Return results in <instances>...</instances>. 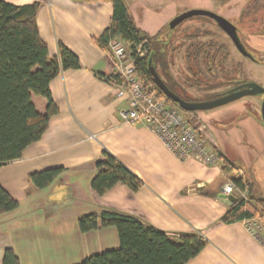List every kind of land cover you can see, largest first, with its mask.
<instances>
[{"label":"crops","instance_id":"1","mask_svg":"<svg viewBox=\"0 0 264 264\" xmlns=\"http://www.w3.org/2000/svg\"><path fill=\"white\" fill-rule=\"evenodd\" d=\"M5 1L15 5L40 1L37 23L49 56H57L62 43L79 57L82 67L63 70L51 80V95L59 112L20 158L0 165V184L19 201L16 209L0 215V264L8 247L21 264H76L118 248L115 226L87 232L77 226L81 216L104 209L134 216L167 234L203 235L205 247L185 264H264V245L245 219L221 221L231 203L221 192L228 181L221 169L192 158L180 159L149 127L122 120L119 111L129 101L113 95L110 83L100 77V73L112 74L114 63L107 50L94 42L110 26L112 1ZM201 1L127 0L137 25L151 35L185 10L198 4L211 7L208 0ZM32 100L39 112H45L46 97L33 94ZM241 100L199 113L197 125L209 139L208 146L225 155L237 167L235 173L240 169L248 177L246 167L252 161L245 133L249 131L254 149L262 151L264 127L254 112L241 113L247 110ZM233 105L235 110L228 109ZM226 141L238 146L241 161L226 154ZM104 150L142 180L137 190L119 182L102 195L93 191L95 162ZM55 167L63 171L48 186L37 188L29 182L30 174Z\"/></svg>","mask_w":264,"mask_h":264},{"label":"trees","instance_id":"2","mask_svg":"<svg viewBox=\"0 0 264 264\" xmlns=\"http://www.w3.org/2000/svg\"><path fill=\"white\" fill-rule=\"evenodd\" d=\"M113 15L110 26L97 38L95 44L108 50L111 38H120L126 45L129 55L135 61L136 71L146 84L155 89L158 95L171 105H179L169 98L154 80L150 66H154L158 75L170 89H175L177 79L170 65L174 51L181 44L174 45L172 30L167 24L158 33L151 35L136 23L127 0H111ZM226 0H220L225 2ZM40 1L15 5L0 0V165L20 158L23 150L38 141L49 126L51 117L59 112L52 99L50 82L61 71L82 67L79 57L62 43L59 54L49 56L47 43L42 39L37 23ZM240 30L256 33L264 27V0H247L239 18ZM205 32V31H204ZM211 40L194 41L184 53L190 72L198 70V56L207 48L203 59L212 66ZM147 49L142 56L137 48ZM147 47V48H146ZM224 70V69H222ZM224 79L231 77V72ZM230 74V75H229ZM108 80L109 75L99 74ZM191 80L200 88L214 89L223 85V79L214 78L202 85L195 76ZM33 94L47 98L45 112H39L32 100ZM193 114L194 112H190ZM189 113V114H190ZM216 151V150H215ZM221 159V172L226 179L237 171V167L222 153L216 151ZM97 173L91 186L93 191L102 195L119 182L128 184L137 190L142 180L128 169L115 155L104 150L95 162ZM63 167L48 168L29 175L28 180L37 188L48 186L61 172ZM232 181L236 187L251 193L250 198L256 206H246L244 199L235 194L221 221L232 223L254 217L259 208L264 212V198L252 194L253 181L243 175H234ZM205 193L203 189H198ZM19 206L0 184V215ZM80 231L87 232L99 227L115 226L120 245L86 257L76 264H185L205 247L207 239L198 233L171 235L143 224L138 218L112 210H101L81 216L77 221ZM2 264H21L15 251L8 247L4 250Z\"/></svg>","mask_w":264,"mask_h":264},{"label":"built area","instance_id":"3","mask_svg":"<svg viewBox=\"0 0 264 264\" xmlns=\"http://www.w3.org/2000/svg\"><path fill=\"white\" fill-rule=\"evenodd\" d=\"M107 52L113 59L114 71L108 76L111 93L118 99H127V107L120 109L122 120L127 123H142L153 130L165 145L180 159L192 158L206 166L221 169V160L217 152L211 149L202 137L203 128L191 121L185 111L171 105L165 98L151 89L136 71L135 61L128 55L127 45L120 38H111ZM142 45L137 48L144 55ZM130 56V57H129ZM240 175L242 170H238ZM225 195L239 194L246 206L253 205L247 190L236 187L231 180L221 187ZM255 237L264 245V212L245 219Z\"/></svg>","mask_w":264,"mask_h":264},{"label":"rangeland","instance_id":"4","mask_svg":"<svg viewBox=\"0 0 264 264\" xmlns=\"http://www.w3.org/2000/svg\"><path fill=\"white\" fill-rule=\"evenodd\" d=\"M198 2H203L201 0H198ZM247 0H226L225 2H220V0H208V4L211 5V9H216V11H219L223 14H225L226 16H228L229 18L235 20H238V15L240 14V12L242 11V9L244 8L245 4H246ZM197 6H201V5H196V8H201V7H197ZM171 21V19L168 21L167 24H169V22ZM201 31L202 33H204V31L206 30H210V31H206V34H213L211 37H213V39L217 40V42L222 43V42H226V45H228V60L226 62V66H230V62L233 61L234 59H240L243 63V72L241 71V74H243V76H245V78L248 79V81L251 82H256L262 86H264V27L260 29V31L256 32V33H250L249 31H245V34L247 36V42H248V46L250 47V51L254 53L257 61L254 60H249L246 58H243L241 55H239L238 53H236L235 48L233 47V45L231 44V42L226 38L225 34L220 31L218 29V27H216V25H214V23H211L210 21L207 20H202L199 19L197 17H192L189 18L187 20H185L184 22L180 23L179 25H177V27H175L174 30H172L171 34H172V38H173V42L174 45H178L180 40H184L182 39L183 36H185L183 33V30H189L190 32H195V30ZM210 36H205V35H201V37L199 39H201L202 41H208V40H212ZM188 44V42L183 45L182 47H177L176 51H174V56L172 59V63L170 65V69L173 73V75L175 76V78L181 82L182 79H185V75H187V64L185 61V57H184V52H185V46ZM147 48V47H146ZM148 50L144 48V50H142L144 52V54L146 53V51ZM129 55V53H128ZM130 57V56H129ZM236 60V61H237ZM204 71H206L204 69ZM207 72V71H206ZM240 71H238L239 73ZM196 93H198L195 90ZM262 99H263V95L259 94L257 96H245L244 98L238 99L243 101L242 103H244L246 105L247 108V112L243 111L241 112L242 114H247L248 112L252 111L254 112L255 116L259 118V120L261 121L262 125V114H261V104H262ZM237 101V100H236ZM230 103H234V101L230 102ZM238 103V102H237ZM229 105V104H226ZM222 107L220 109H223V107H227V106H219ZM237 106L233 105L230 106L228 109L230 110H235ZM218 108V107H217ZM216 109V108H214ZM219 109V108H218ZM210 110H200V111H195L193 114H186L189 118H191V121H193L197 124H199V122H201L200 118L197 116L199 113L204 112L205 111H211ZM229 114V112L227 113ZM240 115V114H239ZM233 116L230 120H229V124H232L236 121L237 118H239L240 116ZM242 116V115H241ZM212 124H214L213 120H209ZM231 126V125H229ZM246 137H245V142L246 144L248 143L249 146V160L252 161L251 162V167L248 166L246 167L247 170V175L248 178L251 179L253 181V185H252V194L257 195L259 197L264 198V149H262V151H260L258 148L254 149L255 147L249 143V131H246ZM202 137L206 140V143L209 145V139L206 138V136L202 135ZM214 140V139H213ZM237 145L233 142V141H226L224 148L226 149H222L226 151V154L233 160V161H241L240 159H242V157L240 156L238 150H237ZM213 149V148H211ZM214 150V149H213ZM220 158V157H219ZM221 160V159H220ZM239 173V172H238ZM234 173L231 176L233 177L234 175L238 176L240 175V173ZM242 175L245 176V174L243 173ZM232 177L231 179H227V180H231L232 181ZM245 190H247V195L250 198L251 193L249 192V190L247 188H245ZM238 194V193H237ZM239 195V194H238ZM240 196V195H239ZM251 199V198H250ZM252 200V199H251ZM254 206H256V204L253 202ZM259 211H262V208H259Z\"/></svg>","mask_w":264,"mask_h":264},{"label":"flooded vegetation","instance_id":"5","mask_svg":"<svg viewBox=\"0 0 264 264\" xmlns=\"http://www.w3.org/2000/svg\"><path fill=\"white\" fill-rule=\"evenodd\" d=\"M201 8L211 10V11L225 17L230 22H232L235 25L236 32H237V39H238L239 43H236V41L226 31H224L222 29V27L218 24V22L216 20L212 19L211 17L206 16V15H196V16H194V18L197 17L198 20L202 19V20H207V21H210L211 23H214V25H216V27H218V29L220 31H222L225 34L226 38L231 42V44L235 48L236 53L241 55L243 58H246L249 60L252 59L254 61H257L254 53L250 51V47L248 46L247 36H246L245 32L240 30L239 18H240L241 12L238 15V20L237 19L233 20V19L229 18L228 16H226L225 14L221 13L220 10L216 11V9L204 8V7H201ZM206 31H210V30H206ZM206 31L204 33H202L201 31H198L196 29L195 32L192 33L189 30H183V32H184L183 34L185 36H183L182 39H184V38H186V39L180 40V42H179V44H181L180 47H182L183 45H185L188 42V44L185 46V48H187L189 45L193 44V42L196 40L200 41L201 43L204 42L201 39H199L201 37V35L210 36V37L213 35V34H206ZM211 38H212V40L211 39L210 40L215 43L214 46L211 47V53L214 54V55H212V58H213L212 66H207L206 63L204 62L203 55L207 49L205 47V50H203L201 55L198 56V66H199L198 70L194 66V70L192 72H190L188 69V64L186 62L187 70H188L187 75H185L186 78L182 79L181 82H179L177 80L178 82L175 86V89H170L166 85L173 93H175L177 96H179L181 99H183L187 102L212 100V99L221 97L227 93L242 90L239 88V86L248 81V79L245 78V76H243V74L240 75L241 71L243 72V63L240 59H238V60L234 59L233 61L230 62L231 64L229 67L226 66V62L228 60V52H229L228 45H226V42L224 41L222 43H219V42H217V40L213 39V37H211ZM185 61H186V58H185ZM204 69L207 72L204 71ZM222 69H224V70H222ZM227 70L232 71L230 74H231V77L232 76L233 77L229 78V79H224V77L228 75ZM238 71H240V72L238 73ZM194 74L201 81L202 85H205L206 81L208 82L209 80L214 79V78L223 79L224 83L222 86H220V88H217V89L216 88H214V89H210V88L203 89V88H200V86L195 85V83L191 80L192 78H195ZM161 80L165 83V81L162 78H161ZM195 90L198 93H196ZM244 97L245 96L241 97L240 99H242ZM180 109H182V108H180ZM183 111H185V110H183ZM185 112L188 114L190 113L187 111H185Z\"/></svg>","mask_w":264,"mask_h":264},{"label":"water","instance_id":"6","mask_svg":"<svg viewBox=\"0 0 264 264\" xmlns=\"http://www.w3.org/2000/svg\"><path fill=\"white\" fill-rule=\"evenodd\" d=\"M196 15H206L211 17L212 19L216 20L218 24L222 27L224 31H226L235 41L238 42L237 39V32L235 25L230 22L225 17L207 9L202 8H191L188 10H185L178 15H176L170 22L169 26L171 28L177 27L180 23L183 21L192 18ZM151 74L156 81V83L160 86V88L174 101L176 102L180 108L187 112H194V111H200V110H210L217 108L219 106H223L226 104H229L232 101H236L240 99L243 96H257L259 94L263 95L262 104H261V114H262V122L264 127V86L256 83L247 81L239 86V91H233L231 93H227L221 97L212 99V100H206V101H197V102H187L183 99H181L179 96H177L175 93H173L166 84L161 80L160 76L158 75L156 69L154 66H150ZM224 197H227L230 201L235 200V195H225Z\"/></svg>","mask_w":264,"mask_h":264}]
</instances>
